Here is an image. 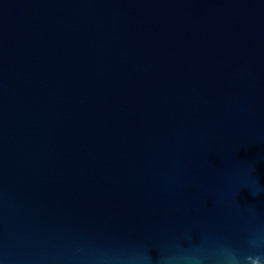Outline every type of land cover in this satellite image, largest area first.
<instances>
[{
  "label": "water",
  "instance_id": "1",
  "mask_svg": "<svg viewBox=\"0 0 264 264\" xmlns=\"http://www.w3.org/2000/svg\"><path fill=\"white\" fill-rule=\"evenodd\" d=\"M0 264H264V0H0Z\"/></svg>",
  "mask_w": 264,
  "mask_h": 264
}]
</instances>
